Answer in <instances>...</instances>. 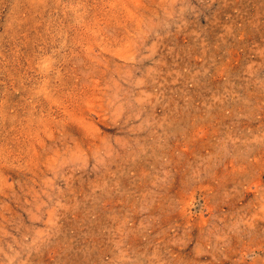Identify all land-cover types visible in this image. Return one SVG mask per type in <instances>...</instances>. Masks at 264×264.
Here are the masks:
<instances>
[{
    "label": "rangeland",
    "instance_id": "obj_1",
    "mask_svg": "<svg viewBox=\"0 0 264 264\" xmlns=\"http://www.w3.org/2000/svg\"><path fill=\"white\" fill-rule=\"evenodd\" d=\"M0 264H264V0H0Z\"/></svg>",
    "mask_w": 264,
    "mask_h": 264
}]
</instances>
